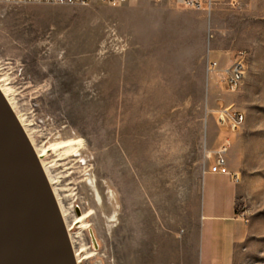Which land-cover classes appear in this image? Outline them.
Instances as JSON below:
<instances>
[{
	"label": "rangeland",
	"instance_id": "1",
	"mask_svg": "<svg viewBox=\"0 0 264 264\" xmlns=\"http://www.w3.org/2000/svg\"><path fill=\"white\" fill-rule=\"evenodd\" d=\"M231 1L0 5V86L80 264H197L202 175L227 142L248 227L239 264H264V0ZM240 57L231 92L223 72ZM219 109L245 116L239 131Z\"/></svg>",
	"mask_w": 264,
	"mask_h": 264
},
{
	"label": "water",
	"instance_id": "2",
	"mask_svg": "<svg viewBox=\"0 0 264 264\" xmlns=\"http://www.w3.org/2000/svg\"><path fill=\"white\" fill-rule=\"evenodd\" d=\"M0 264H77L49 181L1 93Z\"/></svg>",
	"mask_w": 264,
	"mask_h": 264
},
{
	"label": "crops",
	"instance_id": "3",
	"mask_svg": "<svg viewBox=\"0 0 264 264\" xmlns=\"http://www.w3.org/2000/svg\"><path fill=\"white\" fill-rule=\"evenodd\" d=\"M229 169L234 172L231 164ZM202 193L204 226L199 231L197 264H239L248 238L246 220L237 208L239 184L220 174L211 162L202 175Z\"/></svg>",
	"mask_w": 264,
	"mask_h": 264
},
{
	"label": "built area",
	"instance_id": "4",
	"mask_svg": "<svg viewBox=\"0 0 264 264\" xmlns=\"http://www.w3.org/2000/svg\"><path fill=\"white\" fill-rule=\"evenodd\" d=\"M139 0H0L1 6H30V5H52L70 7H88L95 2H100L110 8H120L133 4ZM160 3L163 0H151ZM175 4L196 11L211 12L216 6L221 5L224 0H172ZM232 7L238 6L236 0L230 2ZM208 72L211 75L218 73V63L211 61L208 65ZM245 75V62L243 58H238L230 68L223 72V82L231 92H235ZM216 123L221 127H228L232 132H237L245 122V116L238 112H230L229 109H219L216 112ZM229 142L221 146L215 154V170L220 174L229 176L237 184L240 183V174L232 172L228 166Z\"/></svg>",
	"mask_w": 264,
	"mask_h": 264
},
{
	"label": "bare ground",
	"instance_id": "5",
	"mask_svg": "<svg viewBox=\"0 0 264 264\" xmlns=\"http://www.w3.org/2000/svg\"><path fill=\"white\" fill-rule=\"evenodd\" d=\"M0 93L2 94V96H3V98L5 99V101L7 102V104L10 106V104H9V101H8V98H7V95L4 93V91L2 90V88H1V86H0ZM11 107V106H10ZM16 118H17V116H16ZM17 120H18V122H19V124L21 125V127H22V129H23V126H22V124H21V122L19 121V119L17 118ZM23 131L25 132V130L23 129ZM27 135V134H26ZM32 145V144H31ZM33 147V146H32ZM34 149V148H33ZM34 151H35V149H34ZM35 153H36V155H37V158L39 159V162H41V158L42 157H44V154H38L37 153V151H35ZM41 166H42V168H43V171H44V173H45V175H47L46 173H47V171H46V168H45V166L44 165H42L41 164ZM46 177H48V176H46ZM53 191V190H52ZM53 194H54V196H55V193L53 192ZM58 204V203H57ZM58 206H59V209H60V211H61V215H62V218H63V221H64V223L67 221V215L68 214H66L63 210H62V208H60L61 206L58 204ZM90 216V214H87V215H84V216H82V217H80V218H77V221L75 220V222H76V224H81L82 222H84V220H86L88 217ZM67 231H68V234H69V231H71V229L70 228H68L67 229ZM75 258H76V260H77V264H80L81 263V258H80V254L79 253H77V252H75ZM86 260V259H85ZM84 262V261H83Z\"/></svg>",
	"mask_w": 264,
	"mask_h": 264
}]
</instances>
